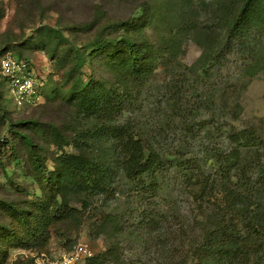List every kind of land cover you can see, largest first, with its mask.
I'll return each instance as SVG.
<instances>
[{"label":"rangeland","instance_id":"rangeland-1","mask_svg":"<svg viewBox=\"0 0 264 264\" xmlns=\"http://www.w3.org/2000/svg\"><path fill=\"white\" fill-rule=\"evenodd\" d=\"M241 2L0 0V52L30 58L44 82L37 106L0 98V199L35 210L47 235L20 246L1 229L6 256L0 264H49L78 242L91 256L77 264H264L261 251L221 250L240 241L249 227H264L261 172L249 161L245 173L229 171L250 195L246 210L236 212L222 198L229 185L228 132L250 129L264 142V36L227 38V23ZM127 19L141 25L127 31L120 25ZM209 19L214 28L199 25ZM42 25L58 28L69 42L38 30ZM127 35L144 52L145 67L136 75L118 63ZM70 46L85 58L79 72L83 84L102 80L100 89L113 92L114 109L100 119L79 113V106L65 99L76 89L64 81L72 58L61 53ZM109 123L140 141L143 158L154 162L150 174L130 181L135 151L107 132ZM20 134L33 140L50 170L59 155L79 148L88 152L100 166L102 187L91 192L64 187L59 200L78 211L45 219L33 204L44 198ZM0 224L28 238L16 215L1 206Z\"/></svg>","mask_w":264,"mask_h":264},{"label":"trees","instance_id":"trees-1","mask_svg":"<svg viewBox=\"0 0 264 264\" xmlns=\"http://www.w3.org/2000/svg\"><path fill=\"white\" fill-rule=\"evenodd\" d=\"M120 25L127 31H130L131 29H138L141 23H133L132 20L127 19L121 21ZM199 25L202 28H214L216 22L209 19L200 22ZM38 30H49L55 33V36L63 40V42H69L58 28L42 25ZM252 32L260 33L264 36V0H242L240 7L227 23V38L229 40L240 41L246 34ZM91 46H94V44L91 43L86 46V48ZM5 52H11L16 57L30 62V58L27 56L14 53L10 50L0 52V57ZM117 53L119 59L118 63L123 64L129 73L136 75L145 67L146 63L143 58L144 52L139 49L137 44H135L128 35L124 38ZM61 54H63L64 57L71 56L72 58V65L68 72L65 73L64 81L67 82L70 80L72 84L74 83L76 85L75 92L69 98H65L66 101L72 106H79V113L82 112L86 116L92 115L99 119L102 117L100 115L112 111L114 109L112 100L113 92L105 89L104 92L100 89L104 84L102 80L97 84L90 81L86 85L81 81L79 72L81 66L84 64L85 58L80 50L70 46V48H67ZM50 58L53 59V54L50 55ZM73 75H76L74 79L72 78ZM43 92L44 90L41 91L42 96ZM3 96L8 97V99L13 102L8 94L6 81L2 78L0 72V98ZM124 103V99L122 98L121 104ZM13 104L15 103L13 102ZM37 105L38 104L28 105L27 107ZM22 123L23 122H21V124ZM105 128L112 136H119L118 138L122 140V145H128V151L131 149L135 151L136 156L131 160L132 164L128 171L130 181L139 180L140 176L144 173L150 174L154 162L151 158H143L144 153L140 141L131 134L124 136L128 130L122 125L109 123ZM53 132L58 136H63L57 128H54ZM21 137L26 145L28 155L34 163L35 179L41 187L44 198L42 202L34 200L33 204L37 209L41 210L45 219H63L78 211L66 200H59L58 194L64 187L72 186L83 192H91L102 187L98 178L100 166L92 160L88 152L79 148L77 153L59 155L57 156L59 161L56 165L57 167L54 170H50L37 154L36 145L33 140L25 134H22ZM227 139L229 141V150L225 153L224 168L227 170V183H229V185L223 187L222 198L226 204L232 205L234 211L243 212L248 206L250 195L239 188V184L235 183L233 178L229 176V171L231 169H238L240 172L243 171V173H245L243 168H246V164L249 161L253 167L261 172V182L264 188V142L258 140L250 129L230 130ZM252 145L257 147L260 145V148L253 149ZM243 149H246L247 153L242 154ZM248 151L252 155H250ZM144 184L145 183H143V185ZM147 185H149V183H147ZM105 189L104 187L102 188V190ZM0 206L16 215L18 221L28 234V238L23 237L12 229L6 228L0 224V232L3 233L1 229H4L9 235L13 245L26 246L30 241L40 242L46 239L47 235L42 231L41 217L35 210L32 208L28 211L23 210L3 199H0ZM241 238L240 241L232 240L230 245L226 248L223 246L221 250L231 249L233 253H248L251 250H257L264 254V227L260 229H256L255 226L249 227L247 235L241 236ZM5 256V252L0 246V261L3 260Z\"/></svg>","mask_w":264,"mask_h":264},{"label":"built area","instance_id":"built-area-1","mask_svg":"<svg viewBox=\"0 0 264 264\" xmlns=\"http://www.w3.org/2000/svg\"><path fill=\"white\" fill-rule=\"evenodd\" d=\"M0 72L6 81L8 94L17 105L38 104L43 98V78L35 72L31 62L5 52L0 57ZM91 256L85 243L78 242L72 248L49 264H77L81 259Z\"/></svg>","mask_w":264,"mask_h":264}]
</instances>
